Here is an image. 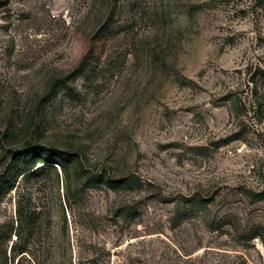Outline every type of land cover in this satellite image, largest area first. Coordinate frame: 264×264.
I'll use <instances>...</instances> for the list:
<instances>
[{
    "label": "rangeland",
    "instance_id": "1",
    "mask_svg": "<svg viewBox=\"0 0 264 264\" xmlns=\"http://www.w3.org/2000/svg\"><path fill=\"white\" fill-rule=\"evenodd\" d=\"M0 187V264H264V0H0Z\"/></svg>",
    "mask_w": 264,
    "mask_h": 264
},
{
    "label": "trees",
    "instance_id": "2",
    "mask_svg": "<svg viewBox=\"0 0 264 264\" xmlns=\"http://www.w3.org/2000/svg\"><path fill=\"white\" fill-rule=\"evenodd\" d=\"M32 150H31V148H28V149H26V150H24V151H22L21 153H19V154H17V155H15V163H18L19 162V160H24L23 161V163H24V165H28L27 166V170H32L33 168H35V165L34 164H31L30 162H29V160L31 159V155H32ZM30 163V164H29ZM16 167H17V165H15ZM37 170V169H36ZM6 180H7V178H6ZM1 187H0V196H1ZM257 196L258 197H260V198H264V191L263 192H261V193H259V194H257ZM23 215H25L23 212L21 213L20 212V224H21V226L20 227H23V225H24V222H25V217H26V219L28 218V217H32V215H27V216H23ZM22 218V219H21ZM24 218V219H23ZM34 222H35V219H34ZM33 222V223H34ZM29 225L26 223L25 224V227H28ZM18 235V239L19 238H21L22 237V235L23 234H21V233H19V234H17ZM1 239H4V236H2V237H0ZM4 255V254H3ZM8 257H7V253H6V251H5V261H6V264H10L9 262H8Z\"/></svg>",
    "mask_w": 264,
    "mask_h": 264
}]
</instances>
